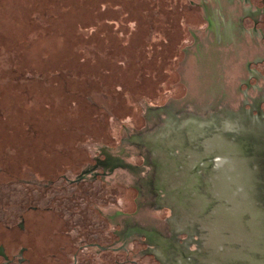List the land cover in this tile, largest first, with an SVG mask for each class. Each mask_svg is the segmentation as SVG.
I'll list each match as a JSON object with an SVG mask.
<instances>
[{"label": "water", "instance_id": "1", "mask_svg": "<svg viewBox=\"0 0 264 264\" xmlns=\"http://www.w3.org/2000/svg\"><path fill=\"white\" fill-rule=\"evenodd\" d=\"M186 2L121 0L115 23L0 130V246L9 257L25 247L28 264H69L73 243H98L107 251L92 250L86 264H169L162 246L148 254L145 236L122 237L126 223L173 235L170 211L145 192L160 182L158 166L145 165L149 140L186 145L190 133L172 135L182 126L170 115L206 128V112L240 103L223 50L208 49L196 66L203 50L193 25H182ZM223 135L206 149L220 158L211 173L171 180L198 212L199 264H264V129ZM186 239L174 240L195 250Z\"/></svg>", "mask_w": 264, "mask_h": 264}, {"label": "flooded vegetation", "instance_id": "2", "mask_svg": "<svg viewBox=\"0 0 264 264\" xmlns=\"http://www.w3.org/2000/svg\"><path fill=\"white\" fill-rule=\"evenodd\" d=\"M184 5L190 14L183 19L182 25H193L192 34H194L195 45L203 50L201 53H195L196 66L198 62L202 61V58H205L206 54L204 53L208 49L210 52L216 53L223 50L222 55L226 59L224 63L226 76L224 78L228 85L235 86L234 96L235 98L239 97L240 103L235 111L227 107L219 108L217 105L210 113L206 112V116L203 117L200 114V118L212 119L214 126L206 128L205 125L208 123L202 127L200 125L194 127L193 123L182 119L176 120L175 116L170 115V122L182 126L179 131L172 132V135H179L182 132L190 133L192 138L187 140L189 142L186 145L181 140L172 137L151 138L150 140L147 138L146 142H141L147 146L149 140L151 146L147 147L148 152L154 157L151 160L147 158L145 165L147 167L158 166L159 168V184L155 187L145 185V187H149V189L146 187L145 192L153 200L152 204L170 211L171 219L175 222L171 225V234L173 235L167 238L165 236L156 238L155 233L162 234L154 226L133 228L126 223L125 226L128 227L122 237L127 238L132 234L145 236L148 240L147 244H149L148 254L154 255V248L162 246L161 250L167 254L169 264H188L190 262L199 264L197 256L199 227L193 222L195 214L198 212L189 205L188 194L176 192V178L173 177L174 183L171 177L185 173L187 175L189 171L191 177L194 176L198 179L204 174L211 173L213 165L216 166L220 158L217 152L208 150L212 141H216L220 134H224L225 138L226 134L233 129L236 130L239 126H248L249 128L258 126L264 129V0H187ZM217 80L219 78L214 73L211 76L210 85L215 86L214 83ZM228 93L223 94L225 99L229 97ZM219 117L222 119L220 120ZM212 129L214 130L211 131ZM214 133L216 134L211 137ZM188 144L196 146L197 151L190 149ZM207 148L208 150H206ZM119 162L117 160V163ZM99 163L102 164V162ZM178 199L180 202L177 201ZM176 234H185L186 243L190 244L195 242L196 239L193 236H196V249L188 251L179 248L178 246L181 244L174 240ZM75 247L76 244L73 243L71 256L66 260L69 264L90 263L92 250L96 251L94 254L96 255L106 252L108 248L98 243H84L83 246ZM125 247H110L109 249L123 250ZM26 251L25 247L21 248L19 253L11 258L6 253L5 247L0 246V264H10L14 260L18 264H28ZM81 253L87 257L84 261L80 260ZM174 256L178 261L173 258ZM58 262L59 264L64 263V261Z\"/></svg>", "mask_w": 264, "mask_h": 264}, {"label": "rangeland", "instance_id": "3", "mask_svg": "<svg viewBox=\"0 0 264 264\" xmlns=\"http://www.w3.org/2000/svg\"><path fill=\"white\" fill-rule=\"evenodd\" d=\"M121 0H0V130L116 21Z\"/></svg>", "mask_w": 264, "mask_h": 264}]
</instances>
